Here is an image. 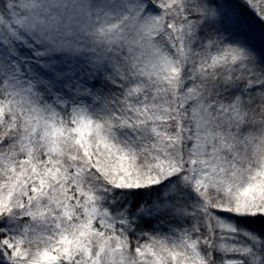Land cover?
Returning <instances> with one entry per match:
<instances>
[{
    "label": "snow or ice",
    "instance_id": "6c2138e0",
    "mask_svg": "<svg viewBox=\"0 0 264 264\" xmlns=\"http://www.w3.org/2000/svg\"><path fill=\"white\" fill-rule=\"evenodd\" d=\"M0 59V264H264V0H0Z\"/></svg>",
    "mask_w": 264,
    "mask_h": 264
},
{
    "label": "trees",
    "instance_id": "16d2710c",
    "mask_svg": "<svg viewBox=\"0 0 264 264\" xmlns=\"http://www.w3.org/2000/svg\"><path fill=\"white\" fill-rule=\"evenodd\" d=\"M253 16H255L254 13H252ZM134 199V197H133ZM189 199L192 202L197 201V197L194 193H191L189 195ZM230 220H232L234 223H236L240 228H247L248 230H253L258 228L261 223H264V217L259 218H253V217H228ZM190 222V221H189Z\"/></svg>",
    "mask_w": 264,
    "mask_h": 264
},
{
    "label": "rangeland",
    "instance_id": "374dc122",
    "mask_svg": "<svg viewBox=\"0 0 264 264\" xmlns=\"http://www.w3.org/2000/svg\"><path fill=\"white\" fill-rule=\"evenodd\" d=\"M2 42H3V43H8L7 40H3ZM13 51H14V50H13ZM3 59H7V57L5 56ZM3 59H0V64L3 63ZM5 67L8 69V72L4 73V75H7L9 80L14 79V77H15V72L18 71L19 69L17 68V69H15V70H13V69H11L10 65H5ZM9 73H11V74H9ZM228 219H229V218H228ZM245 229H247V228H245Z\"/></svg>",
    "mask_w": 264,
    "mask_h": 264
}]
</instances>
